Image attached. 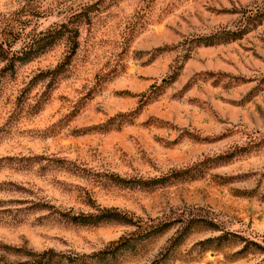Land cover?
Returning <instances> with one entry per match:
<instances>
[{
  "label": "rangeland",
  "instance_id": "rangeland-1",
  "mask_svg": "<svg viewBox=\"0 0 264 264\" xmlns=\"http://www.w3.org/2000/svg\"><path fill=\"white\" fill-rule=\"evenodd\" d=\"M0 264H264V0H0Z\"/></svg>",
  "mask_w": 264,
  "mask_h": 264
},
{
  "label": "trees",
  "instance_id": "trees-1",
  "mask_svg": "<svg viewBox=\"0 0 264 264\" xmlns=\"http://www.w3.org/2000/svg\"><path fill=\"white\" fill-rule=\"evenodd\" d=\"M52 41V39H50V42ZM105 218V217H104ZM103 218V216L102 217H99V218H97V220H95V221H99L100 219H104ZM93 223H94V221H93Z\"/></svg>",
  "mask_w": 264,
  "mask_h": 264
}]
</instances>
